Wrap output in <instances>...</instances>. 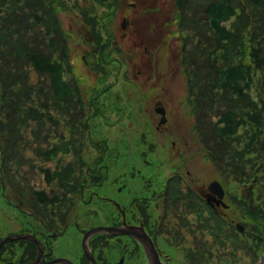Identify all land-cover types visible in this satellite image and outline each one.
I'll return each mask as SVG.
<instances>
[{
  "label": "rangeland",
  "instance_id": "1",
  "mask_svg": "<svg viewBox=\"0 0 264 264\" xmlns=\"http://www.w3.org/2000/svg\"><path fill=\"white\" fill-rule=\"evenodd\" d=\"M58 1L63 8L71 5L75 7L64 11L61 8L58 16L69 35L68 46L72 47L74 72L81 79L82 106L91 118L90 125L85 127L83 121L78 126L72 125L63 109L53 107L52 116L58 124L56 120L52 122L48 119L43 124L45 126L34 123L31 127L24 125L18 133L23 134V129L27 131L25 141L21 137L18 140L12 138L16 144L14 149L10 148L15 156L17 151H22L30 170L34 168L32 184L38 187L42 172L49 170L52 164L54 175L64 176L66 183L70 180L72 195L78 196L70 202L59 199L54 208L57 217L56 222L52 221V230L60 242L58 253L75 255L73 249L81 252L83 236L91 228L110 225L112 222L113 207L99 201L97 196L90 202L92 190L97 189L102 197L121 195L128 198L136 194L151 198V230L169 264H259L264 255V245L257 259L247 253L242 246L243 241L239 242L241 249L240 246L236 247L235 242H223L220 236L213 234L215 221L212 231L197 226L199 220L198 214L193 212L194 207L204 210L203 217L210 215L207 209L209 202H206L202 193H209V185L214 181H219L226 191V206L220 204L221 207L215 208L218 215L236 229L238 223L246 229L247 223L239 219L243 214L234 205L237 204L234 197L237 184L228 183L219 172L217 165L206 155L194 130L196 120L187 91V79L179 62L174 1L117 0L123 3V9L116 14V20H109L107 24L118 28V35L114 38V57L120 62V70L111 64L102 69L96 66L92 28L86 19L95 20L103 15L105 8L101 1ZM10 3L8 18L0 20V36L9 31L14 32L16 14L20 17L24 13L15 2ZM142 4L147 8L141 9ZM84 6L92 8L89 13L84 12ZM131 12L133 14L128 15ZM124 15L129 16V22L134 21L136 26V30H133L134 25L131 23L125 31L130 37L127 43L122 42L120 31V27L124 29L121 25ZM100 26L102 33H105L103 23ZM0 49L5 51V45L0 43ZM66 78L72 81L71 75ZM31 80L34 83L39 81L36 73L32 72ZM72 102L76 104V101ZM72 102L66 109H78ZM159 105L166 106L169 119L160 126V132L156 129L161 118L155 111ZM93 110L96 113L100 111L99 115L92 114ZM54 126L61 133L54 134L56 130L52 128L48 140L33 134L34 130L46 131L47 127ZM63 136H66V141L71 140L69 150H65V143L60 140ZM84 141H88V144ZM55 144L57 147L52 159L42 155L41 151ZM85 155L88 160L83 161ZM96 158H103V164L92 161ZM130 168L136 173L135 179L126 171ZM116 172L126 174L124 180L129 185L121 194L116 189L118 184L112 180ZM107 173V182L101 191L99 187L90 185L98 179L94 175ZM144 179L151 181L150 191L141 186L140 190L136 189L140 184L144 185ZM176 182H180L181 186ZM178 186L180 190L183 189L180 193ZM188 188L194 190V196L187 193ZM223 230L221 235H225V226ZM106 238L113 241V237ZM242 240H245V236H242ZM104 251L110 262L119 259L118 250L112 248L111 244L105 245ZM122 253L126 254L125 264H146L129 252Z\"/></svg>",
  "mask_w": 264,
  "mask_h": 264
},
{
  "label": "trees",
  "instance_id": "2",
  "mask_svg": "<svg viewBox=\"0 0 264 264\" xmlns=\"http://www.w3.org/2000/svg\"><path fill=\"white\" fill-rule=\"evenodd\" d=\"M95 1H101L105 8L100 18L86 19L92 28L96 66L102 69L111 64L120 70V62L114 57L118 28L107 21L118 18L116 14L123 9V3L118 2L120 0ZM173 1L179 62L187 79L196 120L194 130L219 172L228 183L237 184L234 196L237 204L234 205L243 214L239 219L247 223L242 233L222 219L215 208L208 206L210 215L207 217H203V209L194 207L199 220L197 226L212 231L215 221L213 234L220 236L223 242H235L236 247L243 241L247 253L258 259L264 245V0ZM15 3L24 13L20 17L16 14L14 32L0 36V43L6 47L5 51L0 49V105L5 112L2 121L8 140L21 137L25 141L27 131L23 129V134L18 133L24 125L45 126L46 120L55 121L53 107L63 109L72 125L78 126L83 121L84 126H89L91 118L82 106L81 79L74 72L69 35L58 16L63 5L58 0ZM70 7L75 8L71 5L63 11ZM140 8L147 6L142 4ZM91 9L84 6L85 13ZM133 30H136L135 25ZM120 31L122 42L127 43L130 37L121 27ZM32 72L37 74L38 82H32ZM70 75L72 81L66 78ZM71 102L78 109H66ZM80 106L83 108L79 109ZM92 107L94 109V105ZM99 112L93 110L92 114L98 116ZM56 123L59 122L56 120ZM57 126L47 127L46 131L37 129L33 134L48 140L52 128L56 130L54 134L61 133ZM66 139V136L60 138L68 150L71 140ZM56 147L57 144L52 152L48 149L41 153L52 158ZM52 181L58 188H67L64 176L52 172ZM176 183L181 186L180 182ZM177 189L179 193L183 191L179 186ZM187 193L194 196L192 188H188ZM224 226L225 235H221Z\"/></svg>",
  "mask_w": 264,
  "mask_h": 264
},
{
  "label": "flooded vegetation",
  "instance_id": "3",
  "mask_svg": "<svg viewBox=\"0 0 264 264\" xmlns=\"http://www.w3.org/2000/svg\"><path fill=\"white\" fill-rule=\"evenodd\" d=\"M16 1L20 2L21 0H0V20H6L11 6L10 2L14 3ZM128 17L124 15L123 19L129 21ZM131 23L133 22L130 20L123 30L126 31ZM1 97L0 93V102ZM161 106L164 105H159V107ZM164 107L167 117V108ZM4 115L5 112H2L0 105V264H94L85 253L83 247L84 236L82 246H80L82 247L81 252L78 249H73L75 255L58 253L60 242L58 243L56 233L52 230V221L56 222L55 217H57L54 208L59 199L62 202H70L78 196L72 195L70 180L67 182V188H56L55 183L52 181V164L49 172H42L39 186L32 184L35 176L33 173L34 168L30 170L27 158L24 157L22 151H17L15 156V153L10 150V148L14 149L16 143L14 140L9 141L4 133L5 126L3 125L4 121H2ZM148 121L149 119L147 123ZM160 128L158 125L156 131L160 132ZM144 136L146 134L143 135V138ZM84 143L88 144V141H84ZM20 148L22 147L20 146ZM50 149L52 152V148ZM85 159L88 160L87 155L84 156L83 161ZM92 161L103 164V158L92 159ZM130 170L131 168L129 171L126 169L128 175L135 179L134 169ZM108 175V173L107 175H94L98 179L92 181L90 185L99 187L101 191L105 182H107L105 179L108 178ZM125 176L126 174L116 172L112 179L114 184H118L116 189L120 194L129 187L124 180ZM148 181L144 179V185L140 184L136 189L140 190L141 186V188L144 187L147 191H150L151 181ZM95 196L99 201L107 202L115 209L110 225L101 226H114L139 233L142 232L141 227H143L154 241L161 260L169 264L168 258L163 256V251L159 248L151 230V219L149 218L151 198L148 195L134 194L128 198L121 195L119 197L112 195L102 197L96 189L92 190L90 202L93 201ZM202 196L207 203L208 199L212 198L208 192H203ZM210 202L208 204L213 208L221 207L212 200ZM64 217H66V214ZM108 236L113 237L112 242H110V238H106ZM88 244L95 257L96 264H125L126 254L122 253L123 251L135 255L141 263L145 261L146 264H151L145 246L131 234H94L88 239ZM110 244L112 248L115 247L119 252V259L114 263L107 259V253L104 251V246Z\"/></svg>",
  "mask_w": 264,
  "mask_h": 264
},
{
  "label": "water",
  "instance_id": "4",
  "mask_svg": "<svg viewBox=\"0 0 264 264\" xmlns=\"http://www.w3.org/2000/svg\"><path fill=\"white\" fill-rule=\"evenodd\" d=\"M128 24H129V21L124 19L122 21V24H121L122 28L125 29ZM155 111L157 114L161 115V120L159 122V126L166 123L167 117H166L165 107L164 106H161V107L157 106ZM208 189H209V195H210V197H212V198H209L210 200L214 201L217 205L222 204L223 206H226V204L224 202L225 190L219 181L212 182L209 185ZM209 199H208V202H210ZM237 227L241 232L245 231V227L242 224L238 223ZM141 230H142V232L139 233V232H135L133 230H124L122 228H118V227H114V226L93 227L84 235L83 247L85 249V253H86L87 257L94 264H96L95 257H94V255H93V253L89 247V244H88V239L90 238V236H92L94 234H99V233L122 234V235L123 234H131L143 243V245L146 248L147 255H148V258H149L151 264H166L165 262H163L161 260L159 253L156 249V246L154 244V241L152 240L150 235H148L145 232L143 227H141ZM59 260H61V259H59ZM259 264H264V255L261 257V262Z\"/></svg>",
  "mask_w": 264,
  "mask_h": 264
}]
</instances>
